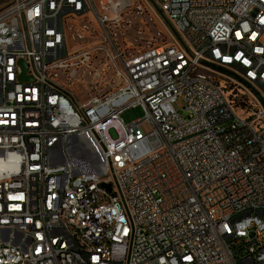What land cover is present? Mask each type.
<instances>
[{
  "label": "built area",
  "instance_id": "2783aa9c",
  "mask_svg": "<svg viewBox=\"0 0 264 264\" xmlns=\"http://www.w3.org/2000/svg\"><path fill=\"white\" fill-rule=\"evenodd\" d=\"M155 1L0 12V264H264V0Z\"/></svg>",
  "mask_w": 264,
  "mask_h": 264
},
{
  "label": "rangeland",
  "instance_id": "374dc122",
  "mask_svg": "<svg viewBox=\"0 0 264 264\" xmlns=\"http://www.w3.org/2000/svg\"><path fill=\"white\" fill-rule=\"evenodd\" d=\"M116 1V0H115ZM135 8L131 11L125 10L122 18L126 24V30L119 36L123 40V44H133L137 50H143L148 46H164L171 42L170 34L172 32L176 35L174 29L169 24L167 19L160 13L158 5L155 0H135ZM12 0H0V12L5 9ZM139 10V13L137 12ZM135 50V48H134ZM72 91L78 101H82L87 96V89L78 86H73ZM175 108L183 117L186 115L183 112L182 100L177 101ZM144 111L141 107L135 108L133 111H125L121 115V119L125 124L132 121V117L136 116L139 119L144 118ZM143 133L147 134L151 131L149 124L141 125ZM113 138H116L114 131H110Z\"/></svg>",
  "mask_w": 264,
  "mask_h": 264
},
{
  "label": "water",
  "instance_id": "95a60500",
  "mask_svg": "<svg viewBox=\"0 0 264 264\" xmlns=\"http://www.w3.org/2000/svg\"><path fill=\"white\" fill-rule=\"evenodd\" d=\"M25 69V68H24ZM22 79H25V76H24V74L22 75Z\"/></svg>",
  "mask_w": 264,
  "mask_h": 264
}]
</instances>
